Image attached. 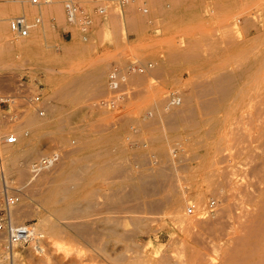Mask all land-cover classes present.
Listing matches in <instances>:
<instances>
[{
    "label": "rangeland",
    "instance_id": "rangeland-1",
    "mask_svg": "<svg viewBox=\"0 0 264 264\" xmlns=\"http://www.w3.org/2000/svg\"><path fill=\"white\" fill-rule=\"evenodd\" d=\"M40 1L41 2L34 3L32 0H21L19 2V10L11 13V11L9 12L8 5L10 6V4L14 3L15 0H0V24L3 21V25L6 26L5 29L9 28L0 31V55H4L5 58H7V64H5L7 67L5 65L2 66L0 62V97H5L7 95L13 96V101L7 100L2 102L0 105V130L3 132L6 131L5 133H13L16 126L19 124L23 128L22 141L6 146V148L8 150L11 149V151L14 150L13 147L17 152L18 150L27 149L28 145L26 139L30 135H33L36 140L39 139V141L42 142L39 152L36 154V156L31 158L33 164L37 163L38 158L41 159L44 156L50 155L54 158L52 162H47V164L39 166L43 169L42 171L40 168L38 171L40 175L46 171H49V166H59V164L63 163L68 164L69 168L62 175L61 186H67L69 187V190L56 191V193H54L53 203H45L43 199L47 193L48 186L53 184L52 182H47L46 185L43 182L37 184L36 179L39 177V174L37 175L36 173L33 176L32 168L29 169V173L26 177H18L14 172L11 171V162L6 158H4L3 161L0 159L1 188L2 184H5L6 179L4 180V177L9 178L7 181H10V183L8 182L11 187L10 189L12 190L10 192L16 194L19 193V196L22 192L19 200L20 203L18 202V205L14 206L13 209L17 210L18 208L21 209L23 207L25 208L24 210H26L25 213L24 210H12L13 220L17 223L24 221L34 223L38 232L40 231L43 235L42 236L40 234L42 237L41 245H44L46 252L49 253L46 254L49 256H45L41 253H38L37 250H35L30 244H20L16 246L14 250L16 257L15 261H17L15 262L13 261V255H10V257L7 253H5L4 242L3 240H0V252L5 257L4 259L7 260L4 261L6 262L5 264H130V261L132 260H135L134 264H144L143 261H147L146 264H162L160 263L162 259L169 260L174 264H264V239L259 240L256 237H252L253 239L250 238L249 242L246 243L247 245H239L235 241L227 240L233 234V230H230V228L227 226L226 229L223 227L221 228V223H219L220 221H227L232 216L235 217L239 211L248 210L249 208L250 210H253L254 207L257 208L255 214H257L260 220L264 221V202L249 199L250 193L257 194L261 191V189L264 188V136H262L264 135V113L262 112L264 109V68L262 69L261 66L263 64L264 67V0H184V2L183 0H80L81 2H77L75 9L71 7L74 10H72L74 12V18L70 16L69 9L67 10L66 3L67 6L70 3L66 2V0H48V2L45 0ZM121 2L130 3L122 4ZM141 5L149 7L150 13L148 15L141 13ZM4 11L7 13L5 14ZM19 15L25 16L27 22L31 26L29 31L30 39L27 42L18 44L20 36L11 30L10 22L14 17ZM70 17L73 20L70 19ZM238 18L240 20H238ZM37 19H39V21H37ZM83 20H88L86 27H84ZM237 36L241 37L238 38ZM225 40H227L228 43L226 41L225 44ZM2 49L4 51H2ZM130 61H139V63L153 62V68L145 71V74L143 73L141 75L124 77H121L120 75V77L114 80L115 82L118 80L117 85H114L116 84L115 82L112 85L113 79L109 78V81L107 78L109 71L113 68L119 69L120 67L122 70V68ZM221 63L223 64L221 65ZM99 64L103 66L104 72L101 86L93 92H87L83 94L86 97L82 95L78 101H75V95L82 91V88H79V83L86 79L88 74H90L92 67L99 66ZM248 66H252L254 71L252 70L251 74L248 76L241 77L239 75L240 69ZM230 67L232 69H229ZM106 69L108 70L106 71ZM121 70L120 74H123L121 73ZM153 72L156 74L159 73L160 75H156ZM225 73H227V75ZM194 76H196V78ZM252 76L254 78H252ZM222 77L223 79H221ZM205 78H210V81H206ZM200 80L205 85L200 82ZM220 80L221 82H228L230 91L232 93L230 92L229 94L225 95L221 94L220 87H218L220 86V83H218ZM74 81H78L79 83H75ZM107 82L110 83V86H106ZM255 84L258 85V87L255 86ZM194 85H197L196 89H194ZM73 86H75V90L73 89ZM70 88L73 90V94L71 93V90H69ZM107 88L108 90L111 88V90L108 91ZM202 88L204 89L201 97V93L197 92H202ZM210 88L214 90L215 94L210 91ZM204 90L210 91L207 92V94L210 93V97L209 95L206 96V91ZM177 91L180 93V95ZM127 92L129 94H127ZM142 92H144V94ZM155 92H157V94ZM65 93L69 94L66 95ZM120 94H126L129 96V98L126 95L121 96ZM132 94L135 96L134 99ZM117 95H119L118 98L115 97ZM173 95L181 97V102L177 103L176 106L169 104ZM251 95L253 96L252 98ZM35 96H39V100H35ZM96 96L111 97L112 99L114 97L115 103L113 106L115 109L106 111L90 106L92 100L97 98ZM188 96L191 97V101H189L190 98H187ZM214 96H216V98ZM90 97L93 98L89 99ZM211 97L213 98L211 99ZM233 98L236 99L234 100ZM70 99H73V101ZM184 99L187 101H183ZM206 99L209 101H206ZM213 99H216V101H212ZM22 100H25V102ZM232 100H234V102H232ZM159 101L165 105L159 104ZM241 102H244V104ZM55 103L60 107V110L59 114L57 115L58 117L53 121L54 124L31 134L32 130L29 131V129H26L25 123H22L25 122L24 120H26V115L32 113L39 118H48L50 116L48 108ZM199 104L200 106H203L200 107ZM166 106L169 107V109ZM204 106H207L206 110L202 109L205 108ZM261 106L262 108L260 109ZM191 108L194 109V113ZM39 109L45 110L44 115L39 113ZM177 109H183L184 111H177ZM177 112L180 113L178 114ZM255 113L258 114L257 117L255 116ZM249 114H252L253 116V123L251 122L252 116H249ZM186 115L190 116H188L185 121V118L183 117H187ZM247 115L251 117L250 120H248V123L246 122L247 119H245L246 121L244 120L245 117L249 118ZM109 116H112L113 118L111 117L109 119ZM168 116L170 118H165ZM240 116L243 117L242 122L240 121L241 119H239L241 118ZM260 116L263 119L259 118ZM224 117L225 119H223ZM117 118H119L120 121ZM67 119L69 120V123ZM180 119H183L185 122L183 120L181 121ZM235 120L239 123H237ZM147 121L149 122L147 123ZM172 121L174 124H171ZM98 122H101V125ZM95 123L99 125H97V128L95 126L94 130L93 126ZM165 123L167 125H165ZM235 123L238 124H236L237 128L238 126L240 127L242 123L246 124V127L244 126L245 124H242L244 126V128L242 127L244 131L241 130L242 128H239V130L245 132L250 129V132L244 133L249 134L250 139L249 136L246 138L243 133L241 134V131L239 132V130V134H236L237 128L232 129V126H235ZM248 124L251 125L248 126ZM84 126L85 128L81 129ZM107 126L111 127L105 128ZM58 127L61 130L57 129ZM251 127L254 128L252 129V132ZM115 128L118 129L120 142L118 144H110V147L107 145L104 147V149L102 147L103 150L100 148L98 151L97 149L99 147L97 148L94 146L95 142L92 141V139L98 137L106 138L115 131ZM92 130L94 133H92ZM234 133L236 134V138L233 136ZM243 135L247 141L243 140ZM223 137L224 139H222ZM237 137L241 138L243 144H238L240 140L238 141ZM233 138L234 141L237 139L235 143ZM127 139L129 141H127ZM225 142L228 144H225ZM174 143L175 145H173ZM231 143H234L235 147ZM224 145H228L225 147V150L226 148L230 150H226V152L228 151L229 154L233 148L235 149V151H233L234 149L232 150V155L229 156L228 153V155L225 153L224 149H220L224 148ZM236 145L240 146L237 148ZM2 146L3 145L0 146V149L3 148ZM218 147L221 152L219 151ZM259 148L262 149L260 150ZM255 149H257L258 152ZM241 150H244L245 154L240 152ZM95 151L97 152L96 154L93 153ZM235 152L236 156L232 161L233 153ZM89 153H93V156H91L92 158H83L84 154ZM254 153L255 155L253 156ZM66 154L68 157L65 156ZM98 154L101 158L98 157ZM247 155L248 157L253 156V158H255H251L252 160L250 161ZM185 157L187 158L184 159ZM173 158L176 160L174 161ZM220 159H222V161ZM146 160L149 162H146ZM218 163H221L222 166L221 164L218 165ZM84 164H86V166ZM160 165L161 168L165 170V175L167 176L163 177V180H154L152 179V174L155 170L160 168ZM207 165H211L213 167H209ZM89 166L92 167L89 168ZM183 166H186V168ZM230 166L231 168H229ZM232 169L236 170L232 173ZM167 170L170 171V173L167 172ZM193 170L196 173L193 172ZM79 173H81V175H79ZM243 174L244 177L248 175V178L246 177L245 179H242L244 178L242 177ZM30 175L34 177L35 181L32 180L31 182L30 180L28 182L27 179ZM116 175H119L117 178L119 177L121 180L118 178L119 181H117L118 179L116 177L113 178ZM140 175L143 177V179ZM234 175L235 177L230 179L234 180L235 182H239L241 185L236 186L233 184V181H231L230 184L229 177ZM147 176L149 177V180H147ZM69 177H71L69 180L74 178L77 179V177L78 179H74V182L71 180L70 182L67 180ZM167 177L168 181H165L164 178L167 179ZM207 177H209V179H207ZM111 178H113L114 181H112ZM227 178L229 181H227ZM106 179H108L107 181L109 182L110 189L119 186V190L116 193L120 195L119 198L122 202L118 198L115 205L104 204V200L106 198L105 196L107 195H105V193L109 192V190L104 189V187H107V184H105ZM137 179H140L142 182L146 180L145 182L148 181V184L151 183V185H148L144 182L145 185L147 184L144 189L146 190L150 188V190H146L147 192L150 191L149 196L147 195L148 193L146 191L143 193L136 188ZM163 181L164 185L168 182L169 185H165V187H163ZM174 181H176V183ZM78 182H80V184ZM225 182H229V184ZM258 182H260V184ZM89 183H91V185ZM177 184H180L178 189L176 187ZM244 184H247L249 187H246ZM25 185L27 186L24 187ZM76 185L77 187L75 188L78 190L74 189V186ZM44 186L45 189L43 188ZM72 186L73 189H71ZM96 188L98 190H96ZM26 189L27 192H25ZM126 189H128L126 193H128L129 197L126 193H123ZM152 189L155 192H153ZM42 190L44 193H42ZM28 191L29 193H32H30L31 196ZM166 192L168 193L165 195ZM84 193H86V197L84 196ZM89 193L91 196H95L92 201L93 207L92 205H89L90 208L92 207L91 209L94 210L91 211V209L88 207L87 210L84 209L83 216H80L81 219L79 216H74L73 213L67 214L65 217L64 215L58 213L55 209L57 206L65 204V202L70 198L84 200L88 199L91 197ZM56 194L59 195L56 197ZM63 194H65V196ZM150 194L152 196H150ZM218 194L220 196H218ZM235 195L237 196L236 198L233 197ZM63 196L65 200L63 199ZM96 196L101 200H98ZM166 196L168 201L166 200ZM198 196H201V200L199 201ZM129 198H131L133 201L130 200V202ZM158 198L160 201H162L161 203ZM172 199L179 200L176 205L179 211V215L177 216L171 212L172 205L170 201ZM223 199H225L224 202ZM2 200L3 198L0 199V201ZM58 200L62 201L60 202ZM143 200L153 202V205H146ZM99 201L104 205L98 203ZM187 201H189L191 204L187 203ZM235 201L237 202V207L235 205ZM138 202L139 204H137ZM227 202L231 204V211L227 214H223L222 217H226L222 219V217H220L222 214L219 211V207L221 203ZM232 202H234L235 206L232 205ZM29 204H32V207ZM132 205H134V208H131ZM135 205L137 208L140 207L138 208L139 210L135 208ZM188 205H194L195 210L192 215H186V211L189 207ZM103 206H105V209ZM146 206H149L148 208L150 211ZM110 207L112 209H110ZM142 207L144 210L141 211V209H143ZM99 208L102 210L99 211ZM125 208H128V210L126 211ZM106 209L108 211H106ZM109 209L112 212L113 209H116V212H124V210L125 212L122 213L123 216L121 213H117L116 215L114 214L116 212L112 213L109 211ZM130 210L137 212L139 216L137 213H132ZM21 211L23 213H21ZM27 212H29V214ZM55 213H57L56 217ZM105 215H115V218L122 219L121 226L118 227L119 229L117 228V230L113 232L109 230L107 231V229L105 230L100 222L101 218H103ZM130 215H134L136 218L133 216L131 217ZM146 215L148 217H146ZM87 216L88 218L86 220ZM129 216L131 219H133L132 223H136V221L140 218H142V220H144L143 222L146 223L142 226L138 225L137 223L132 225L131 222L128 221L131 220ZM76 218L80 220L84 219L83 222H85V224L88 223L87 227L90 230L87 228V232L88 234H91L90 231L92 230L91 236H89L87 233V236H77L72 228L67 225L66 220L70 219V221H75ZM218 218L220 220H218ZM186 219L190 220V222ZM92 220H97V222H92ZM202 220H206V222H203ZM230 220L233 219L231 218ZM211 221L213 223L212 227L210 224H207V222L211 223ZM48 222L58 223L64 227L66 233L62 236V238L61 236L60 238L59 236H52L50 233L48 234L46 228L43 229ZM92 223L96 225L93 226ZM138 228L140 229L138 230ZM210 229L212 230L208 231ZM125 231H127V233L129 231V233H132V235L124 233ZM221 231H223L222 233L225 232V237ZM93 232H95V235H93ZM218 232L220 233L218 234ZM195 234L199 236H196ZM48 235L49 237L51 236V238H48ZM119 237H121L120 240ZM94 239L95 241H93ZM54 240H56L58 243H64L58 244ZM209 240L212 241L209 242ZM53 241L56 243L59 249ZM138 241L140 243H138ZM62 245H64V247ZM218 245L222 248L220 250L221 252H219L220 248L216 247ZM59 246L65 249L63 250L64 252ZM241 248L244 249V252L240 250L241 253H239V249ZM180 250H182V252ZM137 251L139 255L136 253ZM201 251L205 253L203 254L206 257L199 253ZM235 252L238 253V255ZM107 253H109V255ZM181 254H183V256ZM156 255L160 256L161 259ZM117 257L121 259L123 258V260ZM201 258L204 260L202 261ZM260 258H262V260H260ZM44 260L47 261V263Z\"/></svg>",
    "mask_w": 264,
    "mask_h": 264
},
{
    "label": "bare ground",
    "instance_id": "bare-ground-1",
    "mask_svg": "<svg viewBox=\"0 0 264 264\" xmlns=\"http://www.w3.org/2000/svg\"><path fill=\"white\" fill-rule=\"evenodd\" d=\"M21 0H15V2L14 3H12V4H10V6L8 5V7H9V12L11 11V13L12 12H16V11H18L19 10V6H20V4H19V2H20ZM123 1H126V0H123ZM195 1V0H194ZM158 2V1H157ZM183 2H184V0H183ZM122 4L124 3V4H126V3H130V2H121ZM5 6V5H4ZM68 6H70V4H68ZM174 6V5H173ZM6 8V7H5ZM136 8V7H135ZM69 9V13H70V16H72V18H74V8L72 9L71 7H69L68 8ZM67 9V10H68ZM71 9V10H70ZM4 10V9H3ZM73 10V11H72ZM131 10H133V9H131ZM7 11V10H6ZM76 11V10H75ZM140 11H141V13L142 14H144V15H148L149 13H150V9H149V7L148 6H144V5H141L140 6ZM4 13L6 14L7 12H5L4 11ZM9 14V13H8ZM254 15V14H253ZM236 16V15H235ZM240 17V16H239ZM254 17H256V16H254ZM71 17H70V19H72ZM257 18V17H256ZM133 19H135V18H133ZM249 19V18H248ZM251 19V18H250ZM73 20V19H72ZM238 20H240L239 18H238ZM5 21V20H4ZM138 21V20H137ZM141 21V20H140ZM143 21V20H142ZM234 22V21H233ZM204 23V22H203ZM239 23V22H238ZM4 23H3V21H2V23L0 24V31H3V30H6V29H9V28H6L5 29V27L6 26H4L3 25ZM228 24V23H227ZM230 24V23H229ZM235 25H237V24H235ZM33 26V25H32ZM224 26V25H223ZM241 26V25H240ZM8 27V26H7ZM237 27V26H236ZM202 28H204V27H202ZM201 29V28H200ZM90 30V29H89ZM194 31V30H193ZM207 31H209V30H207ZM212 31V30H211ZM5 32V31H4ZM205 32V31H204ZM223 32V31H222ZM189 33V32H188ZM192 33V32H191ZM206 33V32H205ZM247 33V32H246ZM223 34V33H222ZM238 34V33H237ZM241 34V33H240ZM239 34V35H240ZM30 35H28V36H26V37H20V39L17 41L18 42V44L19 43H22V42H27L29 39H30V37H29ZM175 36V35H174ZM224 37V36H223ZM238 37V36H237ZM239 37H241V36H239ZM238 37V38H239ZM258 37V36H257ZM234 38V37H233ZM237 39V38H236ZM242 39V38H241ZM229 40V39H228ZM181 41H182V39H181ZM213 41V40H212ZM226 41L227 40H225V44H226ZM241 41V40H240ZM262 42V41H261ZM179 43V42H178ZM177 43V44H178ZM227 43H228V41H227ZM237 43V42H236ZM173 44V43H172ZM176 45V44H175ZM185 45V44H184ZM212 45V44H211ZM23 46V45H22ZM205 46V45H204ZM19 47H20V45H19ZM186 48V47H185ZM189 48V47H188ZM216 49V48H215ZM243 49H244V47H243ZM248 49V48H247ZM260 49V48H259ZM200 50H201V48H200ZM217 50V49H216ZM261 50V49H260ZM2 51H4L3 49H2ZM187 51V50H186ZM255 51V50H254ZM264 51V50H263ZM176 52V51H175ZM1 53V52H0ZM247 53V52H246ZM254 53V52H253ZM204 54V53H203ZM124 55V54H123ZM232 55V54H231ZM253 55H255V54H253ZM197 56V55H196ZM200 56V55H199ZM216 56V55H215ZM247 56V55H246ZM179 57V56H178ZM254 57V56H253ZM6 59L7 58H5V56L4 55H0V62H1V64H2V66L3 65H5V64H7V62H6ZM255 59V58H254ZM247 60V59H246ZM142 61V60H141ZM226 61V60H225ZM143 62V61H142ZM242 62H244V61H242ZM264 62V61H263ZM9 64H11V63H9ZM223 63H221V65H222ZM13 65V64H12ZM214 65V64H213ZM220 65V64H219ZM238 65V64H237ZM247 65H248V63H247ZM6 66V65H5ZM216 66V65H215ZM229 66V65H228ZM262 66V69L264 68L263 67V64L261 65ZM7 67V66H6ZM117 67V66H116ZM235 67V66H234ZM260 67V66H259ZM86 68H87V66H86ZM119 68V67H118ZM151 68H153V62H147V63H139V61L138 62H136V61H130L129 63H127L123 68H122V70H121V67L119 68L120 70H121V73H123V74H120V70L119 69H115V68H113V69H111L110 71H109V73H108V80H109V78L111 79H113L112 81V85H113V83L115 82L114 80H116L118 77H120V75H121V77L123 76H132V75H141V74H143L145 71H147V70H149V69H151ZM224 68V67H223ZM228 68V67H227ZM227 68H225V69H227ZM85 69V68H84ZM229 69H232L231 67L229 68ZM46 70V69H45ZM108 69H106V71H107ZM215 70V69H214ZM252 70H253V67L252 66H248V67H244V68H241L240 69V71H239V75L241 76V77H243V76H248V75H250L251 74V72H252ZM258 70V69H257ZM48 71V70H47ZM51 71H53V70H51ZM70 71H73V70H70ZM226 71H228V70H226ZM254 71V70H253ZM76 72V71H75ZM80 72V71H79ZM262 72V71H261ZM264 72V71H263ZM154 73V72H153ZM162 73V72H161ZM145 74V73H144ZM154 74H156V73H154ZM159 73H157L156 75H158ZM204 74V73H203ZM206 74V73H205ZM226 75H227V73H225ZM258 74H260V73H258ZM147 75H149V74H147ZM160 75V74H159ZM222 75V74H221ZM225 75V76H226ZM103 76H104V72H103V66L102 65H100L99 64V66H94V67H92V69H91V72H90V74H88V76L86 77V79L85 80H83V81H81L80 83L78 82V81H74L75 83H79L80 84V89L82 88V91H80L79 93H77V95H75V98H74V100L75 101H78L79 100V98H80V96H82L83 94H85V93H87V92H93V91H95V90H97L100 86H101V81H102V79H103ZM220 76V75H219ZM146 77V76H145ZM195 78H196V76H194ZM221 77V76H220ZM224 77V76H223ZM223 77L221 78V79H223ZM232 77V76H231ZM143 78H144V76H143ZM194 78V79H195ZM213 78V77H212ZM252 78H254L253 76H252ZM80 79V78H79ZM78 79V80H79ZM206 79V78H205ZM204 79V80H205ZM210 78H207L206 79V81H210L209 80ZM225 80V79H224ZM251 80V79H250ZM110 81V80H109ZM190 81V80H189ZM226 81V80H225ZM225 81H222L221 82V80L218 82V83H220V86H218V87H220V91H221V94H229L231 91H230V86L228 85V82H225ZM252 81V80H251ZM117 82H118V80H117ZM117 82H115L116 84H114V85H117ZM200 82H202L201 80H200ZM247 82V81H246ZM250 82V81H249ZM203 83V82H202ZM215 83V82H214ZM236 83V82H235ZM74 84V83H73ZM110 83L109 82H107L106 83V86L107 85H109ZM120 84H122V83H120ZM192 84V83H191ZM204 84V83H203ZM237 84V83H236ZM247 84V83H246ZM245 84V85H246ZM249 84V83H248ZM76 85V84H75ZM205 85V84H204ZM244 85V84H243ZM110 86V85H109ZM121 86V85H120ZM125 86V85H124ZM140 86H142V85H140ZM190 86V85H189ZM195 86V85H194ZM193 86V87H194ZM197 86V85H196ZM196 86L194 87V89H196ZM237 86V85H236ZM255 86H257L258 87V85H256L255 84ZM25 87V86H24ZM75 86H73V89L75 90L76 88H74ZM115 87V86H114ZM118 87V86H117ZM184 87V86H183ZM192 87V86H191ZM212 87V86H211ZM239 87V86H238ZM253 87V86H252ZM103 88V87H102ZM109 88V87H108ZM108 88H107V90H108ZM112 88V87H111ZM111 88L109 89V90H111ZM205 88V87H204ZM204 88H202V92H197V93H201V97H202V93H203V89ZM250 88V87H249ZM125 89V88H124ZM133 89V88H132ZM157 89V88H156ZM211 89V88H210ZM210 89H207V90H210ZM257 89V88H256ZM69 90H71V88L69 89ZM77 90H78V88H77ZM108 90V91H109ZM123 90V89H122ZM143 90V89H142ZM72 91L73 90H71V93H72ZM118 91V90H117ZM145 91V90H144ZM164 91V90H163ZM204 91H206V90H204ZM210 91H212L213 93H214V90H210ZM210 91H206V96L207 95H209V94H207V92H210ZM102 92V91H101ZM111 92V91H110ZM116 92V91H115ZM139 92H141V91H139ZM159 92L161 93V91L159 90ZM165 92V91H164ZM178 92V91H177ZM19 93V92H18ZM74 93H76V92H74ZM100 93V92H99ZM112 93V92H111ZM124 93H126V92H124ZM123 93V94H124ZM143 94H144V92H142ZM141 93V94H142ZM146 93V92H145ZM156 94H157V92H155ZM179 93V92H178ZM183 93V92H182ZM196 93V92H195ZM219 93V92H218ZM232 93V92H231ZM249 93V92H248ZM66 94V93H65ZM69 94V93H68ZM68 94H66V95H68ZM73 94V93H72ZM95 94V93H94ZM104 94V93H103ZM122 94V95H123ZM127 94H129L128 92H127ZM185 94V93H184ZM204 94V95H205ZM215 94V93H214ZM220 94V95H221ZM101 95V94H100ZM121 95V94H120ZM121 95V96H122ZM126 95V94H125ZM125 95H123V96H125ZM133 95V94H132ZM179 95H180V93H179ZM238 95H239V92H238ZM73 96V95H72ZM84 96V95H83ZM95 96V95H94ZM108 96V95H107ZM118 96L119 95H117V96H115V97H117L118 98ZM128 98H129V96L128 95H126ZM199 96V95H198ZM70 97H71V95H70ZM84 97H86V96H84ZM97 97V96H96ZM134 95H133V99H134ZM155 97V96H154ZM156 97H157V95H156ZM155 97V98H156ZM203 97H205V96H203ZM209 97H210V95H209ZM209 97H207V98H209ZM215 98H216V96H214ZM235 97H237V96H235ZM253 96L251 95V98H252ZM257 97V96H256ZM27 98V97H26ZM82 98V97H81ZM93 97H90L89 99H92ZM182 98H184V97H182ZM187 98H190L189 99V101H191V97H187ZM213 97H211V99H212ZM248 98H249V96H248ZM250 98V99H251ZM126 99V98H125ZM139 99V98H138ZM168 99V98H167ZM221 99V98H220ZM234 100L236 99V98H233ZM249 99V100H250ZM254 99V98H253ZM258 99V98H257ZM256 99V100H257ZM263 99V98H262ZM70 100H72L73 101V99H70ZM84 100H85V98H84ZM117 100H119V99H117ZM135 100H137V99H135ZM142 100V99H141ZM158 100H160V99H158ZM157 100V101H158ZM234 100H232V102H234ZM255 100V99H254ZM15 101V100H14ZM23 101V100H22ZM21 101V102H22ZM74 101V102H75ZM160 101H162V100H160ZM160 101H159V104H161V105H165V104H162V103H160ZM166 101V100H165ZM164 101V102H165ZM183 101H187V100H183ZM183 101H182V103H183ZM206 101H209V100H207L206 99ZM212 101H216V99L214 100H212ZM221 101V100H220ZM246 101V100H245ZM257 101H259V100H257ZM18 102L20 103V101L18 100ZM23 102H25V100L23 101ZM181 102V97L180 96H177V95H173L172 96V98L170 99V103L169 104H172V106H176V104L177 103H180ZM200 102V101H199ZM254 102V101H253ZM79 103V102H78ZM84 103H85V101H84ZM114 103H115V99H114V97H113V99L111 98V97H97V98H95V99H93L92 100V103L90 104V106H93V107H95V108H98V109H103V110H106V111H111V110H114L115 109V107L113 106L114 105ZM117 103V102H116ZM191 103V102H190ZM241 103H243L244 104V102H241ZM252 103V102H251ZM256 103V102H255ZM124 104V103H123ZM131 104V103H130ZM186 104V103H185ZM206 104H210V103H206ZM247 104V103H246ZM20 105V104H19ZM40 105V104H39ZM116 105V104H115ZM131 105H133V104H131ZM161 105H159V106H161ZM192 105V104H191ZM211 105H212V103H211ZM215 105V104H214ZM237 105V104H236ZM250 105V104H249ZM252 105H253V103H252ZM259 105V104H258ZM15 106H17V105H15ZM86 106V105H85ZM126 106H128V105H126ZM134 106V105H133ZM171 106V107H172ZM199 106H200V104H199ZM201 106H203V105H201ZM200 106V107H201ZM239 106V105H238ZM243 106V105H242ZM263 106V105H262ZM262 106L260 107V109L262 108ZM167 107V106H166ZM192 107V106H191ZM195 107V106H194ZM205 107V106H204ZM249 107H251V106H249ZM87 108V107H86ZM94 108V109H95ZM125 108H129V107H125ZM135 108V107H134ZM168 109H169V107H167ZM166 108V109H167ZM196 108V107H195ZM206 108H207V106L205 107V108H202V109H205L206 110ZM38 109V108H37ZM49 117L48 118H39V117H37L36 115H34V114H25L26 115V120H24L25 122H22V123H25V128L26 129H29V131L30 130H32V132H31V134L32 133H34V132H36V131H39V130H41V129H43V128H45V127H48V126H50V125H52V124H54V119H56L58 116V114H59V110H60V107L58 106V105H56V103L55 104H52L49 108ZM62 109V108H61ZM89 109V108H88ZM151 109H152V107H151ZM172 109V108H171ZM250 109V108H249ZM260 109H259V111H260ZM143 110V109H142ZM161 110V109H160ZM183 109H177V111H182ZM191 110L193 111L194 109H192L191 108ZM213 110V109H212ZM224 110V109H223ZM43 111H45V110H43ZM130 111V110H129ZM165 111V110H164ZM184 111V110H183ZM35 112H36V110H35ZM135 112V111H134ZM173 112V111H172ZM191 112V111H190ZM195 111H193V113H194ZM200 112V111H199ZM250 112H252V111H250ZM257 112H258V110H257ZM263 113H264V109H263V111H262ZM178 114L180 113V112H177ZM210 113V112H209ZM249 113V112H248ZM262 113V114H263ZM115 114V113H114ZM114 114H113V116H114ZM151 114V113H150ZM149 114V115H150ZM164 114V113H163ZM181 114H183V113H181ZM222 114V113H221ZM227 114V113H226ZM245 114H247V113H245ZM256 115V117H257V113H255ZM38 115V114H37ZM43 115H44V113H43ZM117 115V114H116ZM162 115V114H161ZM236 115V114H235ZM241 115H242V113H241ZM260 115V114H259ZM125 116H126V114H125ZM173 116V115H172ZM177 116V115H176ZM187 117H183V118H185V121H186V119L188 118V116H190V115H186ZM194 116V115H193ZM226 116V115H225ZM248 116V115H247ZM249 116H252V114L250 115L249 114ZM248 116V117H249ZM262 116V115H261ZM259 117V118H262L263 116H264V114H263V116L262 117ZM11 117V116H10ZM112 117V116H111ZM110 116H109V119L111 118ZM139 117V116H138ZM152 117V116H151ZM241 117V116H240ZM25 118V117H24ZM86 118V117H85ZM107 118V117H106ZM113 118V117H112ZM119 118H120V115H119ZM119 118H117V119H119ZM165 118H170L169 116L168 117H165ZM172 118H174V117H172ZM176 118V117H175ZM242 118L243 117H241V118H239V119H241L240 121L242 122ZM250 118L251 117H249V118H244V120L245 119H247V123L249 122L248 120H250ZM16 119V118H15ZM62 119V118H61ZM104 119V118H103ZM163 119V118H162ZM223 119H225V117L223 118ZM263 119V118H262ZM261 119V120H262ZM10 120V119H9ZM63 120V119H62ZM68 120V119H67ZM105 120V119H104ZM115 120V119H114ZM172 120V119H171ZM181 120V119H180ZM183 120V119H182ZM181 120V121H182ZM253 116H252V119H251V122L253 123ZM6 121V120H5ZM65 121V120H64ZM87 121V120H86ZM94 121H96V120H94ZM93 121V122H94ZM107 121H108V119H107ZM119 121H120V119H119ZM122 121V120H121ZM149 121H151V120H149ZM149 121H147V123L149 122ZM169 121V120H168ZM180 121V122H181ZM184 121V120H183ZM184 121V122H185ZM189 121V120H188ZM226 121V120H225ZM236 121V120H235ZM102 122V121H101ZM101 122H98L99 124L101 123ZM151 122H154V121H151ZM174 122H175V120H174ZM177 122V121H176ZM237 122V121H236ZM256 122H258V121H256ZM5 123V122H4ZM59 123H61V122H59ZM68 123H69V120H68ZM92 123V122H91ZM105 123V122H104ZM108 123H110V122H108ZM111 123H112V121H111ZM114 123H115V121H114ZM113 123V124H114ZM122 123V122H121ZM126 123H128V122H126ZM158 123H159V121H158ZM225 123V122H224ZM237 123H239V122H237ZM237 123H235V126L233 127L232 126V129H234V128H237L236 126L238 125ZM263 123H264V121H263ZM93 124V123H92ZM99 124H96L95 123V125L93 126L94 127V130H95V126H96V128L98 127L97 125H99ZM118 124V123H117ZM154 124V123H153ZM155 124H156V122H155ZM154 124V125H155ZM169 124V123H168ZM171 124H174L173 123V121H172V123ZM237 124V125H236ZM243 125L245 124V123H242ZM241 124V126L239 127L238 126V128L236 129V134L238 133L239 134V132L241 131V130H243V128H244V126L246 127V124L243 126ZM64 125V124H63ZM67 125V124H66ZM68 125H70V124H68ZM101 125V124H100ZM103 125V124H102ZM111 125V124H110ZM120 125V124H119ZM149 125H151V124H149ZM165 125H167L166 123H165ZM251 124H248V126H250ZM88 126V125H87ZM86 126V127H87ZM91 126V125H90ZM104 126H106V125H104ZM112 126V125H111ZM111 126H109V127H111ZM156 126H157V124H156ZM163 126V125H162ZM172 127H174L173 125H171ZM177 126V125H176ZM194 126V125H193ZM192 126V127H193ZM247 126V127H248ZM59 127H61V126H59ZM59 127L57 128V129H59ZM63 127V126H62ZM70 127V126H69ZM78 127V126H77ZM100 127V126H99ZM108 126L107 127H105V128H109ZM127 127V126H126ZM129 127V126H128ZM169 127V126H168ZM243 127V128H242ZM254 127H255V125H254ZM85 128V126L84 127H82L81 129H84ZM123 128V127H122ZM191 128V127H190ZM190 128H189V130H190ZM239 128H242L241 130H239ZM250 128V127H249ZM249 128H247V129H249ZM23 128L21 127V125L19 124V125H17L16 126V128H15V130H14V132L12 133V134H14V135H16L17 136V143L18 142H21L22 141V138H23V130H22ZM87 129V128H86ZM89 129V128H88ZM93 129V128H92ZM157 129H159V128H157ZM162 129H163V127H162ZM168 129V128H167ZM185 129V128H184ZM192 129V128H191ZM225 129V128H224ZM246 129V130H247ZM252 129H254V128H252L251 127V132H252ZM59 130H61V129H59ZM101 130H103V129H101ZM108 130V129H107ZM115 131L114 132H112L109 136H107L106 138H100V137H98V138H95V139H92V141H94L95 142V144H94V146L95 147H99L97 150L99 151L100 150V148L102 149V147H103V149H104V147L105 146H107V145H109V147H110V144H118L119 142H120V135H119V132H118V129H114ZM153 130H154V128H153ZM238 130H239V132H238ZM250 130V129H249ZM245 131V132H250V131ZM257 130V129H256ZM45 131V130H44ZM62 131H64V130H62ZM78 131H79V129H78ZM93 131V130H92ZM104 131V130H103ZM163 131V130H162ZM161 131V132H162ZM168 131H170V130H168ZM219 131V130H218ZM244 131V130H243ZM243 131H241L240 133L242 134H244L245 132H243ZM6 132V131H5ZM5 132H3L2 130H0V134H2V133H4V134H7V133H5ZM48 132V131H47ZM50 132V131H49ZM91 132V131H90ZM97 132V131H96ZM171 132V131H170ZM233 132V131H232ZM234 132H235V130H234ZM262 132V131H261ZM67 133V132H66ZM92 133H94V131L92 132ZM137 133V132H136ZM44 134V133H43ZM164 134V133H163ZM221 134V133H220ZM236 134L234 133V137L236 138ZM3 135V134H2ZM60 135H61V133H60ZM141 135V134H140ZM146 135H147V133H146ZM245 135V137L246 138H248V136H249V134H244ZM244 135L242 136V137H244ZM136 136V135H135ZM167 136V135H166ZM169 136V135H168ZM194 136V135H193ZM233 136H230V137H233ZM257 136V135H256ZM262 136H264V135H262ZM240 137H241V135H240ZM238 138V141L240 140L241 141V138ZM245 137H244V139L243 140H246L247 141V139H245ZM149 138V137H148ZM41 139V138H40ZM62 139V138H61ZM130 139V138H129ZM168 139H169V137H168ZM181 139V138H180ZM221 139V138H220ZM222 139H224V137L222 138ZM249 139H250V136H249ZM27 145H28V147H27V149H25V150H18V152L15 150V148L13 147V149L14 150H12L11 151V149L10 150H8L7 148H6V146H8V145H11V144H7V143H3L2 145V147L3 148H1L0 149V159H1V161H3V159L4 158H6L8 161H10L11 162V165H12V172H14L18 177H26L27 175H28V171H29V169L30 168H32L33 170H32V175L34 176V174H36L37 173V175L39 176V177H37V179H36V181H37V184L38 183H41V182H43V183H45V185H46V183L48 182H52L53 184L52 185H50V186H48V188H47V193H46V195H45V197H44V199H43V201L45 202V203H53V201H54V193H56V191H58V190H61V191H67V190H69V187H67V186H64V185H62L61 186V184H62V175H63V173L65 172V171H67V169L69 168V165L68 164H66V163H63V164H59V166H49L50 168H49V171H44L45 173H43L42 175H40V173H38V171L40 170V168L41 167H39V166H43V164H47V162H52L53 161V158L54 157H51L50 155H48V156H45L46 158H47V161L45 162V163H43V162H41L40 160L41 159H39L38 158V160H37V163H34L33 164V162H32V160H31V158L32 157H34V156H36V154L39 152V150H40V148H41V146H42V142L41 141H39V139L38 140H36V138L33 136V135H30L29 137H27ZM183 140V139H182ZM207 140V139H206ZM237 139H235V141H236ZM264 140V139H263ZM127 141H129L128 139H127ZM127 141H126V143H127ZM131 141V140H130ZM166 141V140H165ZM226 141H227V139H226ZM233 141H234V138H233ZM232 141V142H233ZM235 141H234V143H235ZM237 141V142H238ZM238 142V144H240V143H242V141L241 142ZM249 141V140H248ZM66 142V141H65ZM85 142H86V140H85ZM132 142V141H131ZM170 142H171V140H170ZM228 142V141H227ZM227 142H225V144L227 143ZM89 143V142H88ZM169 143V142H168ZM190 143V142H189ZM192 143V142H191ZM234 143H231V144H233L234 145V147H235V144ZM79 144H81V143H79ZM141 144V143H140ZM193 144V143H192ZM228 144V143H227ZM243 144V143H242ZM246 144H247V142H246ZM245 144V145H246ZM170 145V144H169ZM173 145H175V143L173 144ZM220 145V144H219ZM219 145H217V146H219ZM230 145V144H229ZM249 145H250V143H249ZM248 145V146H249ZM264 145V144H263ZM146 146V145H145ZM216 146V147H217ZM226 146H228V145H226ZM225 145H224V148H220V149H224V151H225V153L227 154L228 153V151H230V150H228L227 148H226V150H228L227 152H226V150H225V147H226ZM237 146V145H236ZM238 146H240V145H238ZM238 146H237V148H238ZM248 146H246V147H248ZM87 147V146H86ZM86 147H85V149H86ZM180 147V146H179ZM179 147H177V148H179ZM207 147H209V146H207ZM232 147V146H231ZM245 147V148H246ZM261 147V146H260ZM80 148V147H79ZM2 149H3V151H2ZM102 149V150H103ZM170 149V148H169ZM218 149H219V147H218ZM220 149H219V151H220ZM234 149V148H233ZM232 149V150H233ZM248 149V148H247ZM246 149V150H247ZM260 150L262 149V148H259ZM74 150V149H73ZM76 150V149H75ZM96 150V151H97ZM232 150H231V153L229 154V156L230 155H232ZM238 150H240V149H238ZM246 150H245V152H246ZM256 151H257V149H255ZM93 152L94 154H96L97 152ZM233 151H235V149L233 150ZM237 151V150H236ZM88 152V151H87ZM92 152V151H91ZM117 152V151H116ZM171 152V151H170ZM221 152V151H220ZM240 152H243L244 153V150L242 151H240ZM239 152V153H240ZM258 152V151H257ZM3 153H4V156H3ZM67 153V152H66ZM93 153L91 154V153H89V154H84L83 155V158H88L89 159V157H91V156H93ZM242 153V154H243ZM247 153V152H246ZM68 154H70V153H68ZM186 154V153H185ZM197 154V153H196ZM207 154V153H206ZM224 154V153H223ZM227 154V155H228ZM236 154V152L235 153H233V159H232V161L234 160V157L236 156L235 155ZM241 154V153H240ZM245 154V153H244ZM60 155V154H59ZM58 155V156H59ZM99 155V154H98ZM141 155V154H140ZM179 155V154H178ZM239 155V154H238ZM255 155V153L253 154V156ZM65 156H67V154L65 155ZM102 156H103V154H102ZM169 156V155H168ZM186 156V155H185ZM197 156V155H196ZM215 156V155H214ZM226 156V155H225ZM242 156V155H241ZM253 156L251 157H248V155H247V157L250 159V161L252 160V159H254L253 158ZM259 156V155H258ZM60 157V156H59ZM68 157V156H67ZM98 157H100V155L98 156ZM174 157H175V155H174ZM181 157H182V155H181ZM257 157V156H256ZM43 158V157H42ZM58 158V157H57ZM92 158V157H91ZM90 158V159H91ZM101 158V157H100ZM118 158V157H117ZM128 158V157H127ZM126 158V159H127ZM132 158H134V157H132ZM176 158V157H175ZM175 158H173L174 159V161L176 160ZM183 158V157H182ZM187 157H185L184 159H186ZM225 158V157H224ZM252 158V159H251ZM59 159V158H58ZM61 159V158H60ZM81 159V158H80ZM137 159V158H136ZM197 159V158H196ZM202 159V158H201ZM204 159V158H203ZM75 160V159H74ZM99 160V159H98ZM102 160H103V158H102ZM114 160V159H113ZM221 161H222V159H220ZM219 160V161H220ZM228 160V159H227ZM30 161V162H29ZM35 161V160H34ZM73 161V160H72ZM104 161V160H103ZM102 161V162H103ZM229 161H231V160H229ZM248 161V160H247ZM61 162H63V161H61ZM84 162V161H83ZM93 162H95V161H93ZM130 162H132V161H130ZM146 162H149L148 160H146ZM169 162V161H168ZM73 163H74V161H73ZM134 163H136V162H134ZM140 163V162H139ZM145 163V162H144ZM213 163V162H212ZM224 163V162H223ZM248 163V162H247ZM251 163V162H250ZM257 163V162H256ZM260 163V162H259ZM75 164V163H74ZM91 164V163H90ZM120 164V163H119ZM119 164H117V165H119ZM125 164V163H124ZM126 164H127V162H126ZM156 164V163H155ZM171 164V163H170ZM219 164H221V163H218V165ZM225 164V163H224ZM227 164V163H226ZM229 165H231L230 163H228ZM53 165V164H52ZM85 166H86V164H84ZM83 165V166H84ZM89 165V164H88ZM112 165V164H111ZM115 165V164H114ZM149 165V164H148ZM214 165H216V164H214ZM245 165H246V163H245ZM254 165V164H253ZM257 165V164H256ZM255 165V166H256ZM2 166V165H1ZM8 166V165H7ZM173 166V165H172ZM176 166V165H175ZM182 166V165H181ZM207 166H209V165H207ZM211 166V165H210ZM209 166V167H210ZM221 166H222V164H221ZM239 166V165H238ZM249 166H250V164H249ZM249 166H248V168H249ZM53 167V168H52ZM81 167V166H80ZM88 167V166H87ZM90 167H92V166H89V168ZM107 167V166H106ZM113 167V166H112ZM123 167V166H122ZM136 167V166H135ZM154 167H156V166H154ZM171 167V166H170ZM183 167H185L186 168V166H183ZM206 167V166H205ZM211 167H213V166H211ZM243 167V166H242ZM82 168V167H81ZM84 168V167H83ZM178 168V167H177ZM195 168V167H194ZM229 168H231V166L229 167ZM236 168V167H235ZM246 168H247V166H246ZM88 169V168H87ZM113 169H114V167H113ZM150 169V168H149ZM207 169V168H206ZM234 169V168H233ZM232 169V173H233V171H235V170H233ZM240 169V168H239ZM242 169V168H241ZM244 169H245V167H244ZM41 170L43 171V169L41 168ZM78 170V169H77ZM86 170V169H85ZM151 170H153V169H151ZM173 170H175V169H173ZM89 171V170H88ZM132 171V170H131ZM179 171V170H178ZM184 171V170H183ZM204 171V170H203ZM80 172V171H79ZM86 172V171H85ZM167 172H169L170 173V171H168L167 170ZM181 172V171H180ZM193 172H195L194 170H193ZM211 172V171H210ZM247 172V171H246ZM250 172H251V170H250ZM73 173V172H72ZM77 173V172H76ZM119 173V172H118ZM122 173V172H121ZM125 173V172H124ZM151 173V172H150ZM179 173V172H178ZM196 173V172H195ZM12 174V173H11ZM69 174V173H68ZM117 174V173H116ZM120 174V173H119ZM166 174V172H165V170L163 169V168H161V165H160V168L159 169H157V170H155L154 172H153V174H152V179H159V180H163V177H166L167 175H165ZM174 174V173H173ZM207 174H209V173H207ZM212 174V173H211ZM256 174H257V172H256ZM255 174V175H256ZM37 175H35V176H37ZM74 175V174H73ZM72 175V176H73ZM79 175H81V173H79ZM90 175V174H89ZM131 175H132V173H131ZM197 175V174H196ZM71 176V177H72ZM88 176V175H87ZM117 176H119V175H116V176H112L113 178H117ZM123 176V175H122ZM141 176V175H140ZM179 176V175H178ZM184 176V175H183ZM210 176V175H209ZM215 176V175H214ZM242 176V175H241ZM246 176V175H245ZM71 177H69L67 180L68 181H70L71 182V180L74 182V179H76V178H74V179H71V180H69ZM80 177V176H79ZM110 177H111V175H110ZM109 177V178H110ZM121 177V176H120ZM127 177V176H126ZM142 177V176H141ZM234 178L235 177V175L234 176H230L229 177V179L230 178ZM242 177H244V174H243V176ZM247 178H248V175L246 176ZM246 177H244V178H242V179H245ZM255 177H258V176H255ZM113 178H111V180L112 181H114L113 180ZM119 178V177H118ZM117 178V179H118ZM130 178H132V177H130ZM137 178H138V176H137ZM147 180H149V177L147 176ZM185 178V177H184ZM6 179V180H5ZM7 179H9V178H7V177H4V180H5V184H2V188H1V186H0V199L1 198H3V188H4V186L6 185L7 186V188H8V190H9V192L10 191H12L10 188V185L8 184V182L10 183V181H7ZM66 179H65V181H66ZM77 179H78V177H77ZM76 179V180H77ZM83 179V178H82ZM120 179V178H119ZM119 179L117 180V181H119ZM133 179V178H132ZM131 179V180H132ZM142 179H143V177H142ZM165 179V181L167 180L168 181V177H167V179L166 178H164ZM169 179H170V174H169ZM179 179V178H178ZM181 179V178H180ZM186 179V178H185ZM207 179H209V177H207ZM211 179H212V177H211ZM225 179V178H224ZM241 179V178H240ZM252 179V178H251ZM258 179V178H257ZM256 179V180H257ZM12 180V179H11ZM28 180V182L31 180V182H32V180H34L35 181V179H34V177H32L31 175L29 176V178L27 179ZM108 179H106V183L105 184H107V187H104L105 186V184H104V189H106V190H109V192H107V193H105V197H103V198H105V202H104V204H114L115 205V203L117 202V199L119 198V196L120 195H118L116 192H118V190H119V186H117L116 188H113V189H110V186H109V182L107 181ZM121 180V179H120ZM129 180V179H128ZM202 180V179H201ZM213 180V179H212ZM222 180V179H221ZM252 180H254V179H252ZM64 181V180H63ZM98 181V180H97ZM104 181V180H103ZM111 181V182H112ZM137 181V186H136V188L139 190V191H141V192H143L144 193V191H146V190H150V188L149 187H147V188H149V189H144L145 187H146V185L148 184V181L147 182H145L146 180H144V182L145 183H147L146 185L144 184V182H142L140 179H137L136 180ZM151 181V180H150ZM149 181V182H150ZM178 181V180H177ZM200 181V180H199ZM206 181V180H205ZM227 181H229L228 180V178H227ZM231 181H233V184L234 185H241L239 182H235L234 180H232V179H230V184H231ZM239 181V180H238ZM242 181V180H241ZM240 181V182H241ZM69 182V183H70ZM81 182V181H80ZM80 182H78L79 184H80ZM152 182H153V180H152ZM172 182V181H171ZM175 183H176V181H174ZM190 182V181H189ZM229 182H225V183H227V184H229ZM36 183V182H35ZM66 183V182H65ZM165 183H167V182H165ZM169 183V182H168ZM165 184V185H169V184ZM253 183H255V182H253ZM259 184H260V182H258ZM31 184V183H30ZM71 184V183H70ZM69 184V185H70ZM81 184H82V182H81ZM90 185H91V183H89ZM153 184V183H152ZM201 184V183H200ZM32 185H33V183H32ZM66 185V184H65ZM73 185H75V184H73ZM78 185V184H77ZM77 185L76 186H74V189H76L75 187H77ZM148 185H151V183L150 184H148ZM163 185H164V181H163ZM162 185V186H163ZM165 185L163 186V187H165ZM180 184H177V189H178V187H180L179 186ZM244 185H246V187H249L247 184H244ZM27 185H25L24 187H26ZM28 186H29V184H28ZM82 186V185H81ZM86 186V185H85ZM166 186V187H167ZM183 186V185H182ZM188 186H190V185H188ZM192 186V185H191ZM209 186H211V185H209ZM224 186V185H223ZM223 186H222V188H223ZM243 186V185H242ZM261 186V185H260ZM23 187V188H24ZM127 187V186H126ZM196 187H197V185H196ZM21 188V187H20ZM31 188H33V187H31ZM44 189H45V186L43 187ZM71 188V187H70ZM170 188V187H169ZM168 188V189H169ZM253 188V187H252ZM255 188V187H254ZM28 189H30V188H28ZM43 189V190H44ZM71 189H73V186H72V188ZM70 189V190H71ZM103 189V190H104ZM167 189V190H168ZM225 189V188H224ZM230 189H232V188H230ZM229 189V190H230ZM19 190V189H18ZM24 190V189H23ZM41 190V189H40ZM42 190V193H44V191ZM76 190H78V189H76ZM96 190H98L97 188H96ZM128 189H126V190H124V192L123 193H126V191H127ZM164 190V189H163ZM170 190V189H169ZM182 190V189H181ZM203 190V189H202ZM213 190V189H212ZM226 190H227V188H226ZM253 190V189H252ZM255 190V189H254ZM32 191V190H31ZM99 191H100V189H99ZM152 191H153V189H152ZM165 191H166V188H165ZM215 191V190H214ZM235 191V190H234ZM243 191V190H242ZM247 191H249V190H247ZM256 191V190H255ZM19 192V191H18ZM25 192H27V189H26V191ZM37 192V191H36ZM77 192V191H76ZM75 192V193H76ZM85 192V191H84ZM147 192V191H146ZM149 192L150 191H148L147 193V195L149 196ZM153 192H155V191H153ZM203 192V191H202ZM28 193H29V191H28ZM27 193V194H28ZM31 193V192H30ZM29 193V194H30ZM78 193V192H77ZM120 193V192H119ZM122 193V192H121ZM168 192H166L165 193V195L167 194ZM225 193V192H224ZM227 193V192H226ZM228 193H229V191H228ZM243 193V192H242ZM260 193V194H259ZM259 193H257V194H255V193H250L249 194V199H252V200H259V201H262V202H264V188L263 189H261V191L259 192ZM14 194H16V193H14ZM32 194V193H31ZM31 194H30V196H31ZM68 194V193H67ZM90 194V193H89ZM104 194V193H103ZM127 194V196H128V193H126ZM130 194H131V192H130ZM138 194V193H137ZM154 194H156V193H154ZM16 195H18L19 196V193H17ZM22 195V192H21V194H20V196ZM59 195V194H58ZM57 194H56V197L58 196ZM64 196H65V194H63ZM86 195V193H84V196ZM133 195V194H132ZM131 195V196H132ZM147 195H145V196H147ZM184 195V194H183ZM222 195V194H221ZM234 195V194H233ZM239 195V194H238ZM20 196H19V198H18V201H17V203H15L12 207H11V215H12V210H14V211H18V210H24L25 208H21V209H19L18 207H16V208H18L17 210L16 209H13V207L14 206H16V205H18V202H19V200H20ZM25 196V195H24ZM41 196H42V194H41ZM64 196H63V199L65 200V198H64ZM70 196V195H69ZM68 196V197H69ZM90 196H91V194H90ZM103 196V195H102ZM101 196V197H102ZM144 196V195H143ZM150 196H152L151 194H150ZM162 196V195H161ZM218 196H220L219 194H218ZM224 196V195H223ZM86 197V196H85ZM100 197V196H99ZM129 197V196H128ZM158 197H159V195H158ZM227 197H228V195H227ZM233 197H237L236 195L235 196H233ZM95 198V196L93 197V196H91L90 198H88V199H74V198H70V199H68L66 202H65V204H63V205H61V206H57L55 209L57 210V212L58 213H60L61 215H64L65 217L67 216V214H71V213H73L74 214V216H79V218L81 219V217L83 216V214H84V209H88V208H90V206L89 205H92V201H93V199ZM96 198H98L97 196H96ZM134 198V197H133ZM234 198V199H235ZM61 199V198H60ZM62 199V200H63ZM120 199V198H119ZM135 199V198H134ZM149 199V198H148ZM220 199V198H219ZM229 199V198H228ZM245 199V198H244ZM243 199V200H244ZM61 200V201H62ZM63 200V201H64ZM98 200H101V199H99L98 198ZM123 200H124V198H123ZM128 200V199H127ZM126 200V201H127ZM131 200V198H129V201ZM158 200H159V198H158ZM166 200L168 201V199H167V196H166ZM199 200H201V196H198V201ZM222 200V199H221ZM224 200L225 199H223V202H224ZM58 201H60V200H58ZM60 201V202H61ZM120 201H121V199H120ZM128 201V202H129ZM131 201H133V200H131ZM130 201V202H131ZM137 201H138V199H137ZM160 201V200H159ZM179 200L178 199H172L170 202H171V205H172V207H171V212L172 213H174V215L175 216H177V215H179V211H178V209H177V207H176V205H177V202H178ZM189 201H191V200H189ZM189 201H187V203H189ZM102 202V201H101ZM122 202V201H121ZM140 202V201H139ZM139 202L137 203V204H139ZM143 202L147 205H153L152 203L153 202H148V200H143ZM162 201H160V203H161ZM186 202V201H185ZM236 202V201H235ZM20 203V202H19ZM31 203V202H30ZM44 203V204H45ZM93 203H95V202H93ZM98 203H100V201L98 202ZM135 203V202H134ZM142 203V202H141ZM140 203V204H141ZM187 203H185V204H187ZM199 203V202H198ZM216 203H218V202H216ZM215 203V204H216ZM24 204V203H23ZM44 204H43V207H44ZM58 204H60V203H58ZM100 204H102V203H100ZM104 204H102V205H104ZM125 204V203H124ZM129 204V203H128ZM189 204H191V203H189ZM21 205H22V203H21ZM30 205V204H29ZM32 205V204H31ZM30 205V206H31ZM48 205V204H47ZM56 205V204H55ZM106 205V206H107ZM117 205V204H116ZM123 205V204H122ZM142 205V204H141ZM165 205V204H164ZM196 205V204H195ZM205 205V204H204ZM203 205V206H204ZM232 205L233 206H235L236 205V207H237V202H236V204L234 205V202H232ZM240 205V204H239ZM249 205V204H248ZM53 206V205H52ZM110 206V205H109ZM125 206V205H124ZM138 206V205H137ZM148 206V207H149ZM169 206V205H168ZM189 206V205H188ZM187 206V207H188ZM194 206V205H193ZM199 206V205H198ZM241 206H242V204H241ZM257 206V205H256ZM263 206V205H262ZM21 207V206H20ZM25 207V206H24ZM32 207V206H31ZM30 207V208H31ZM36 207H38V206H36ZM88 207V208H87ZM92 207H93V205H92ZM91 207V208H92ZM95 207V206H94ZM104 207V209H105V206H103ZM102 207V208H103ZM116 207V206H115ZM115 207H113V208H115ZM122 207V206H121ZM131 207V206H130ZM147 207V206H146ZM147 207V209L150 211V209ZM152 207V206H151ZM186 207V208H187ZM248 207V206H247ZM27 208V207H26ZM45 208H46V206H45ZM90 208V209H91ZM107 208H109V207H107ZM128 208H129V206H128ZM128 208L126 209V211L128 210ZM131 208H134V205H132V207ZM130 208V209H131ZM135 208H137L136 207V205H135ZM138 208H140V207H138ZM137 208V209H138ZM143 208V207H142ZM203 208V207H202ZM249 208V207H248ZM38 209V208H37ZM97 209V208H96ZM100 210L99 211H101L102 209L101 208H99ZM110 209H112L111 207H110ZM109 209V211L110 212H112L111 210ZM117 209V208H116ZM116 209H113V212L112 213H114V212H116ZM146 209V210H147ZM232 209H233V207H232ZM85 210V211H86ZM94 210V209H93ZM92 209H91V211H93ZM124 210V209H123ZM139 210V209H138ZM142 210H144V208L143 209H141V211ZM157 210V209H156ZM195 210V209H194ZM197 210V209H196ZM257 210V208L256 207H254L253 208V210H250V208L248 209V210H242V211H239L237 214H236V216L235 217H231L233 220H230V219H228V216H227V221H224V222H219V223H221V225H220V227L222 228H224V229H226V226L227 227H229L230 228V230H233V234L227 239L228 241H235L237 244H242V245H247L246 243H248L249 242V239L250 238H252V237H256L257 239H259V240H262V239H264V221L263 220H260L259 218H258V216H257V214H255V211ZM25 211L26 210H24V213H25ZM90 211V212H91ZM106 211H108L107 209H106ZM132 213L134 212L133 210H130ZM129 211V212H130ZM219 211H220V213L222 214V215H220V217H222L223 216V214H227V213H229L230 211H231V204L230 203H221V205H220V207H219ZM259 211V210H258ZM56 212V211H55ZM97 212V211H96ZM124 212H125V210H124ZM124 212H116V213H114V214H116L117 215V213H124ZM168 212V211H167ZM170 212V213H171ZM237 212V211H236ZM21 213H23L22 211H21ZM28 214H29V212H27ZM128 213V212H127ZM134 213H137V212H134ZM172 213H171V215H172ZM184 213V212H183ZM186 213H187V211H186ZM234 213V212H233ZM14 214V213H13ZM34 214H35V212H34ZM56 214L57 213H55V217H56ZM59 214V215H60ZM89 214V213H88ZM149 214H150V212H149ZM32 215H33V213H32ZM60 215V216H61ZM82 215V216H81ZM90 215V214H89ZM137 215H138V213H137ZM141 215H143V214H141ZM140 215V216H141ZM182 215V214H181ZM186 215H188V214H186ZM202 215V214H201ZM38 216V215H37ZM40 216V215H39ZM69 216V215H68ZM81 216V217H80ZM115 215H113V216H110V215H105V216H103V218H101V220H100V222H101V224H102V226L105 228V230L107 229V231L109 230V231H115V230H117V228L119 227V226H121V223H122V219H120V218H115L114 217ZM118 216H119V214H118ZM122 216H123V214H122ZM131 216V215H130ZM130 216H129V218H130ZM133 217H135L134 215H132ZM131 216V217H132ZM139 216V215H138ZM170 216V215H169ZM48 217V216H47ZM98 217V216H97ZM117 217V216H116ZM126 217V216H125ZM146 217H148L147 215H146ZM167 217V216H166ZM197 217V216H196ZM219 217V218H220ZM226 217V216H225ZM225 217H222V219L223 218H225ZM13 218V217H12ZM58 218H59V216H58ZM70 218H71V216H70ZM87 218H88V216L86 217V220H87ZM93 218V217H92ZM121 218H123V217H121ZM136 218V217H135ZM170 218H172V217H170ZM198 218V217H197ZM204 218V217H203ZM218 218V220H220ZM15 219V218H14ZM60 219V218H59ZM64 219V218H63ZM67 219V218H66ZM80 219H78V218H76V220L75 221H70V219L69 220H66L67 222V225L70 227V228H72V230L74 231V233L77 235V236H87L86 235V233L88 234V232H87V225H88V223H86L85 224V222H83V220L85 219V217H84V219H82V220H80ZM95 219V218H94ZM126 219V218H125ZM131 219V218H130ZM144 219V218H143ZM148 219V218H147ZM150 219V218H149ZM156 219V218H155ZM169 219V218H168ZM91 220V219H90ZM127 220V219H126ZM132 220L133 219H131V220H128V221H130L131 222V224L133 225H135L136 223L138 224V225H140V226H142V225H145V223L143 222L144 220H142V218H140L139 220H137L136 221V219H135V221H136V223H132ZM173 220V219H172ZM187 220V219H186ZM14 221V220H13ZM52 221V220H51ZM60 221V220H59ZM134 221V222H135ZM187 221H189L190 222V220H187ZM197 221V220H196ZM203 222H206V220L204 221V220H202ZM15 222V221H14ZM88 222H89V220H88ZM92 222H97V220H92ZM152 222H153V220H152ZM186 222V221H185ZM192 222V221H191ZM214 222H215V220H214ZM227 222V223H226ZM17 223V222H16ZM39 223V222H38ZM45 223V222H44ZM64 223V222H63ZM91 223V222H90ZM154 223V222H153ZM174 223H175V221H174ZM211 223H212V221H211ZM211 223H209V222H207V224H210V226L212 227L213 226V223L211 224ZM218 223V224H219ZM93 224V223H92ZM157 224V223H156ZM206 224V223H205ZM216 224V223H215ZM35 225V224H34ZM96 224H93V226H95ZM217 225V224H216ZM167 226V225H166ZM210 226H209V228H210ZM137 227V226H136ZM219 227V228H220ZM47 229V231H48V234L50 233V235H52V236H55V237H58L59 236V238H60V236H61V238H62V236L66 233V231H65V229H64V227L62 226V225H60V224H58V223H54V222H48L47 224H46V226L43 228V229ZM93 228V227H92ZM98 228V227H97ZM133 228H135V227H133ZM150 228V227H149ZM214 228V227H213ZM229 228H227V229H229ZM37 229V228H36ZM89 229V228H88ZM119 229V228H118ZM140 228H138V230H139ZM148 229V228H147ZM217 229H218V227H217ZM224 229H222V230H224ZM90 230V229H89ZM104 230V231H105ZM132 230V229H131ZM212 229H210V230H208V231H211ZM92 231V230H91ZM90 231V233L92 234V232ZM102 231H103V229H102ZM149 231V230H148ZM219 231H220V229H219ZM97 232V231H96ZM121 232V231H120ZM132 232V231H131ZM140 232V231H139ZM223 231H221V233H222ZM37 235H38V237H41V235H42V233L39 231L38 232V230H37ZM45 233H47V232H45ZM94 234L93 235H95V232H93ZM124 233H127V231H125ZM138 233V232H137ZM220 232H218V234H219ZM41 234V235H40ZM91 234H88L89 236H91ZM98 234V233H97ZM96 234V235H97ZM127 234H131L132 235V233H129V231H128V233ZM139 234H141V233H139ZM143 234V233H142ZM198 234V233H197ZM197 234H195L196 236H199V235H197ZM222 234H224V237L226 236L225 235V232L224 233H222ZM221 234V235H222ZM227 234V233H226ZM118 235H119V233H118ZM120 235H121V233H120ZM123 235H126V234H123ZM43 236V235H42ZM130 236V235H129ZM146 236H148V235H146ZM214 237H216L215 235H213ZM97 237V236H96ZM151 237V236H150ZM48 238H51V236L49 237V235H48ZM74 238V237H73ZM85 238H87V237H85ZM84 238V239H85ZM91 238V237H90ZM99 238V237H98ZM103 238V237H102ZM120 238L121 237H119V240H120ZM124 238V237H123ZM201 238V237H200ZM200 238H198V239H200ZM64 239V238H63ZM77 239H78V237H77ZM105 239V238H104ZM127 239V238H126ZM126 239H124V240H126ZM131 239V238H130ZM193 239V238H192ZM215 239V238H214ZM220 239V238H219ZM253 239V238H252ZM0 240H3V242L5 241V238L4 237H0ZM79 240V239H78ZM90 240V239H89ZM98 240V239H97ZM99 240H100V238H99ZM137 240H138V238H137ZM136 240V241H137ZM196 240V239H195ZM194 240V241H195ZM54 241H56V240H54ZM53 241V242H54ZM86 241V240H85ZM90 241H92V240H90ZM93 241H95V239L93 240ZM110 241H111V239H110ZM142 241V240H141ZM210 241H212V240H209V242ZM50 242V241H49ZM98 242V241H97ZM113 242V241H112ZM161 242V241H160ZM201 242V241H200ZM214 242V241H213ZM52 243V242H51ZM55 243V242H54ZM56 243H58L57 241H56ZM56 243H55V245H56ZM59 243H61V242H59ZM58 243V244H59ZM62 243H64V242H62ZM61 243V244H62ZM75 243V242H74ZM95 243V242H94ZM119 243V242H118ZM135 243V242H134ZM138 243H140L139 241H138ZM143 243V242H142ZM216 243V242H215ZM224 243V242H223ZM137 244V243H136ZM177 244V243H176ZM225 244V243H224ZM96 245H97V243H96ZM99 245V244H98ZM104 245V244H103ZM115 245V244H114ZM201 245V244H200ZM244 245V246H245ZM250 245V244H249ZM57 246V245H56ZM61 246V245H60ZM59 246V247H60ZM63 247H64V245H62ZM67 246V245H66ZM65 246V247H66ZM69 246V245H68ZM106 246H107V244H106ZM135 246V245H134ZM133 246V247H134ZM192 246V245H191ZM251 246V245H250ZM63 247H60V249H62V251L63 250H65V249H63ZM70 247V246H69ZM75 247V246H74ZM116 247V246H115ZM120 247V246H119ZM125 247V246H124ZM136 247V246H135ZM134 247V248H135ZM216 247H219L220 249H219V252H221L220 250L222 249L221 248V246H216ZM240 247V246H239ZM34 248H35V250H37V252L38 253H41V254H43V255H45V256H49V255H46V254H49V253H47L46 252V248H45V246L44 245H41V246H39V245H36V246H34ZM57 248H58V246H57ZM111 248V247H110ZM113 248V247H112ZM126 248H127V246H126ZM126 248H125V250H126ZM255 248V247H254ZM55 249V248H54ZM59 249V248H58ZM74 249V248H73ZM119 249V248H118ZM123 249V248H122ZM141 249V248H140ZM217 249V248H216ZM225 249V248H224ZM68 250V249H67ZM72 250V249H71ZM77 250V249H76ZM142 250H144V249H142ZM240 250H242V252H244L243 250V248H241V249H239V251ZM145 251V250H144ZM181 252H182V250H180ZM223 251V250H222ZM238 251V252H239ZM64 252V251H63ZM67 252V251H66ZM113 252V251H112ZM123 252H125V251H123ZM216 252H217V250H216ZM233 252H234V250H233ZM264 252V251H263ZM6 253V252H5ZM111 253V252H110ZM118 253V252H117ZM132 253V252H131ZM130 253V254H131ZM134 253H135V251H134ZM137 254H138V251L136 252ZM199 253H201V255L204 253V252H199ZM236 253V252H235ZM239 253H241V251L239 252ZM247 253V252H246ZM108 255H109V253H107ZM120 254V253H119ZM118 254V255H119ZM121 254H122V252H121ZM120 254V255H121ZM125 254V253H124ZM158 254V253H157ZM184 254V253H183ZM183 254H181L182 256H183ZM205 254V253H204ZM203 254V255H204ZM237 255H238V253H236ZM243 254V253H242ZM19 255H20V253H19ZM110 255H112V254H110ZM139 255V254H138ZM159 255V254H158ZM158 255H156V256H158ZM185 255V254H184ZM245 255H247V254H245ZM13 256H14V260L13 261H15V259H16V257H15V253L13 254ZM41 256V255H40ZM116 256V255H115ZM190 256V255H189ZM188 256V257H189ZM205 256V255H204ZM6 257H7V255H6ZM11 257V256H10ZM44 257V256H43ZM158 257H160V256H158ZM199 257V256H198ZM206 257V256H205ZM252 257H253V255H252ZM5 257L1 254V252H0V264H5L6 262H4V261H7V260H5L4 259ZM22 258V257H21ZM50 258V257H49ZM48 258V259H49ZM110 258V257H109ZM114 258H116V257H114ZM117 258H119V257H117ZM182 258V257H181ZM259 258V257H258ZM40 259V258H39ZM45 259V258H44ZM119 259H121V258H119ZM119 259H118V261H119ZM160 259H161V257H160ZM180 259V258H179ZM183 259H184V257H183ZM191 259V258H190ZM213 259V258H212ZM236 259V258H235ZM240 259V258H239ZM247 259V258H246ZM246 259H243V260H246ZM23 260V259H22ZM42 260V259H41ZM112 260H114V259H112ZM115 260H117V259H115ZM121 260H123V258L121 259ZM201 260L203 261L204 259H202L201 258ZM233 260V259H232ZM242 260V261H243ZM260 260H262V258H260ZM21 261V260H20ZM45 261V260H44ZM53 261V260H52ZM117 261V262H118ZM212 261V260H211ZM237 261V260H236ZM15 262H17V261H15ZM46 263H47V261H45ZM44 262V263H45ZM115 262V261H114ZM213 262V261H212ZM260 262V261H259ZM258 262V263H259ZM13 263V262H12ZM21 263V262H20ZM42 263H43V261H42ZM49 263H50V261H49ZM55 263V262H54ZM135 263V260H132V261H130V264H134ZM143 263L144 264H146L147 263V261H143ZM160 263H162V264H174L173 262H171V261H169V260H161V262ZM183 263V262H182ZM256 263V262H255ZM7 264H9V263H7ZM16 264V263H15ZM19 264V263H18ZM56 264V263H55ZM139 264V263H138ZM183 264H185V263H183ZM195 264V263H194ZM206 264V263H205ZM238 264V263H237ZM263 264V263H262Z\"/></svg>",
    "mask_w": 264,
    "mask_h": 264
},
{
    "label": "built area",
    "instance_id": "built-area-1",
    "mask_svg": "<svg viewBox=\"0 0 264 264\" xmlns=\"http://www.w3.org/2000/svg\"><path fill=\"white\" fill-rule=\"evenodd\" d=\"M48 2V0H45ZM34 3L41 2L40 0H32ZM66 2L70 3V6L75 9L77 2H81L80 0H66ZM39 21V19H37ZM84 27L87 26L88 20H83ZM30 24L27 22L25 16L19 15L14 17L10 22L11 30L19 35L20 37H26L29 35ZM11 95H7L5 97H0V105L2 102L7 100H12ZM35 100H39V96H35ZM39 113L43 115L44 111L39 109ZM3 134V135H2ZM0 134V146L3 143L7 144H15L17 143V136L12 133ZM45 163L47 158L44 156L40 160ZM19 196L9 192L7 186L5 185L3 188V200L0 201V237H4V250L8 254V256L13 255L16 246L20 244H30L33 246L39 245L41 246L42 237H38L37 229L34 223L29 221H24L21 223H16L13 221L11 215V207L17 203ZM194 213V206H189L187 209V214L192 215ZM35 249V248H34Z\"/></svg>",
    "mask_w": 264,
    "mask_h": 264
}]
</instances>
